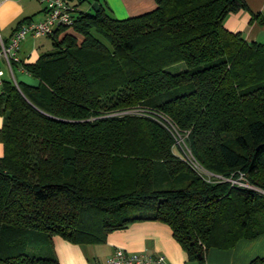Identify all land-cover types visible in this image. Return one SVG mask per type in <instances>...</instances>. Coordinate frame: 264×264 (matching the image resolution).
<instances>
[{"label": "trees", "instance_id": "1", "mask_svg": "<svg viewBox=\"0 0 264 264\" xmlns=\"http://www.w3.org/2000/svg\"><path fill=\"white\" fill-rule=\"evenodd\" d=\"M245 8L155 0L115 18L98 4L47 35L50 51L22 60L37 84L3 78L0 264H60L53 236L101 243L138 221L167 224L193 264L264 234V43L224 27ZM158 115L187 134L205 169L253 188L202 179Z\"/></svg>", "mask_w": 264, "mask_h": 264}, {"label": "crops", "instance_id": "2", "mask_svg": "<svg viewBox=\"0 0 264 264\" xmlns=\"http://www.w3.org/2000/svg\"><path fill=\"white\" fill-rule=\"evenodd\" d=\"M92 1L102 4L117 17L138 15L155 7V0ZM244 2L246 8L229 13L224 19V27L231 32H239L248 42L264 43V0ZM44 16L43 5L38 0H0V36L8 40L20 21H38ZM28 36L21 42L18 54L20 59L33 62L43 44L37 40L40 37ZM2 154L0 142V156ZM263 237L261 234L252 239H241L233 248L226 250L211 248L206 253L205 264H248L254 257L264 256L261 254L264 253V241L257 243ZM52 245L60 264H107L116 248L147 255L162 254L170 264H193L187 260L186 252L174 239L170 227L159 221L134 222L127 228L109 232L101 243L75 244L53 236Z\"/></svg>", "mask_w": 264, "mask_h": 264}, {"label": "built area", "instance_id": "3", "mask_svg": "<svg viewBox=\"0 0 264 264\" xmlns=\"http://www.w3.org/2000/svg\"><path fill=\"white\" fill-rule=\"evenodd\" d=\"M43 5L45 16L38 21H29L16 28L8 40L0 36V85L3 78L11 79L16 87L18 73H26L22 65V59L19 57V48L21 42L28 36L41 37L47 36L53 32L56 27L70 26L73 24L79 8L70 0H38ZM135 110H123L117 113H134ZM157 120L172 134L174 138L173 150L184 160L202 179L206 182H219L228 180L232 185L253 188L244 181L243 174L238 178H224L205 169L193 156L189 146L185 141L187 134L182 135L175 125L163 115L156 116ZM107 264H170L162 254L147 255L145 253L129 252L123 248H116L113 254L107 259Z\"/></svg>", "mask_w": 264, "mask_h": 264}, {"label": "rangeland", "instance_id": "4", "mask_svg": "<svg viewBox=\"0 0 264 264\" xmlns=\"http://www.w3.org/2000/svg\"><path fill=\"white\" fill-rule=\"evenodd\" d=\"M73 3L74 4H77L79 10H82V11H92V3L93 1L92 0H84V1H80L79 0H73ZM112 15V14H111ZM114 16L115 18H126L128 17V15H123V17H117L115 15H112ZM96 34V33H95ZM99 38H102L100 35L96 34ZM29 37V36H28ZM38 42L40 44H43L41 46V52H46V51H50L52 49V43H51V40L47 37H40L37 39ZM185 67H184V64L183 63H178V64H174V65H171L168 67V70L171 71V72H176V71H180V70H183ZM16 76L18 78V80H21V81H24L26 83H29V84H37L38 80L32 76H30L29 74H24V73H18L16 71ZM258 242V245L259 243H261V241H264V237L263 238H260L257 240ZM264 255V253H261Z\"/></svg>", "mask_w": 264, "mask_h": 264}, {"label": "water", "instance_id": "5", "mask_svg": "<svg viewBox=\"0 0 264 264\" xmlns=\"http://www.w3.org/2000/svg\"><path fill=\"white\" fill-rule=\"evenodd\" d=\"M93 10L97 11L98 10V2L93 3Z\"/></svg>", "mask_w": 264, "mask_h": 264}]
</instances>
